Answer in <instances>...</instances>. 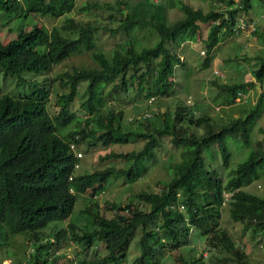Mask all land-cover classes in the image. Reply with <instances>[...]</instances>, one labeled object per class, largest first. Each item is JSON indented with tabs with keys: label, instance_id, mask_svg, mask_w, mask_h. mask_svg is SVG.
<instances>
[{
	"label": "trees",
	"instance_id": "16d2710c",
	"mask_svg": "<svg viewBox=\"0 0 264 264\" xmlns=\"http://www.w3.org/2000/svg\"><path fill=\"white\" fill-rule=\"evenodd\" d=\"M128 1L129 5H135L133 0ZM216 1L223 3L225 9L204 11L188 2L173 0L183 14L169 22L155 13H137L133 8L116 27L108 23L103 26L111 32L122 30L126 33V37L115 42L107 53L97 46L95 37V31L102 25L81 22L72 16L60 26L48 28L37 23L19 29L10 40L0 41V68L5 76H16L20 82H25L24 72L48 71L73 52L90 51L98 63L95 67L66 69L48 80L49 85L59 80L66 88L56 93L54 113L47 105L50 90L45 78L41 82L34 80L33 90L24 95L0 94V247L8 244L12 234L24 232L29 234L33 245L24 264H62L55 250L63 241L73 240L86 251L99 240L106 253L101 255L95 249L92 259L81 256L78 264H128L127 248L138 228L140 252L131 264H160L164 249L188 243L189 234L195 228L206 236L207 249L226 253L215 256L218 262L230 259L237 264H251L248 254L231 234L219 227V207L224 192L228 191L231 218L264 231V196L243 188L264 176V144L257 141L255 147L249 148L247 157L231 168L226 181L217 168L206 163L203 151L216 144L227 165L230 155L227 137L248 147L252 129L263 112L264 95L244 116L222 123L193 109L191 104L177 105L170 114V121L167 111L158 113V122H155L145 115L149 111L147 107L133 118L143 126L142 130L123 131L122 111L106 108V98L112 92L106 89L110 83L117 91L135 87L150 93L148 102L155 96L170 94L175 85V67L183 64L185 58L169 43H179L191 36L199 22L210 24L205 39L208 55L203 62L209 65L220 33L223 30L232 33L236 16L241 12L247 14L253 6V0ZM261 1L264 4V0ZM75 5L76 0H0V11L10 16L40 13L57 17L71 11ZM81 9H88V5ZM133 29L149 33L153 41L139 42L132 35ZM253 72L264 85V53L257 57ZM80 82L85 84L86 95L81 101L83 115L70 108ZM253 83L250 79L226 84V87L229 94H235L236 90ZM151 97L154 98L151 100ZM194 127L203 128V131L195 134ZM131 135L145 139L141 149L110 151L105 155L131 160L129 166L108 165L76 172L75 164L80 156L71 144L76 150L81 143L87 149L91 138L107 146L124 143ZM164 135H170L173 145L181 148V159L172 163L170 179L158 190L139 191L134 196L136 201L129 199L124 204L106 201L103 211L94 208L97 202L93 198V204L83 211L91 215L90 221L83 224L70 221L54 230L53 239L44 242L38 230L52 220L68 218L76 202L74 189H89L94 196L115 174H123L130 181L137 179L141 175L139 163L153 156L154 148ZM176 192L181 194L180 201ZM178 203L183 204V209ZM106 209H113V213L107 215ZM180 261L188 264L182 256Z\"/></svg>",
	"mask_w": 264,
	"mask_h": 264
},
{
	"label": "rangeland",
	"instance_id": "374dc122",
	"mask_svg": "<svg viewBox=\"0 0 264 264\" xmlns=\"http://www.w3.org/2000/svg\"><path fill=\"white\" fill-rule=\"evenodd\" d=\"M199 7L204 11L211 8L223 10L225 5L216 0H182ZM238 0H235V2ZM134 6L129 5L128 0H76L75 7L64 14L52 17L40 13H30L26 15H13L0 11V41H7L18 34L19 29L29 28L34 24L40 23L48 28L60 26L67 17H74L81 22H95L102 25L95 31L97 46L104 52H109L112 45L124 39L126 33L122 30L111 32V29L103 27L106 23L110 27H116L118 22L125 17L127 11L136 8L137 13H155L165 22L180 17L183 12L174 4L173 0H133ZM88 5V9L82 10L81 6ZM245 18L255 21L256 31H242L231 33L223 30L220 33V40L212 50V59L209 65L203 62L208 55L205 39L208 35L209 22H199L196 32L186 39L177 42H170L173 50L185 58L183 64L177 65L174 70L173 79L175 85L170 94L155 96L148 102L150 93L130 87L128 91H117L112 83L106 89L112 92L107 96L106 108L114 112L122 111L121 128L127 130H142L143 126L133 118L141 111L149 108L151 120L158 122V113L167 111L166 117L170 121V114L177 105L191 104L193 109L209 114L216 122L222 123L229 118L244 116L253 105L264 95V85L258 81L253 69L256 66L257 57L264 53V36H262V1L253 0V6L247 14L240 13ZM256 32V33H255ZM74 36L73 32H66ZM132 35L142 43L153 41L152 35L133 29ZM259 35V36H258ZM157 36H155V40ZM204 49L202 53L201 50ZM98 63L92 58L90 51L73 52L63 60L54 64L48 71H26L23 73L25 82H20L16 76L6 75L0 68V94L9 92L16 96L24 95L33 90L34 80L40 82L45 78V83L50 78L56 77L62 71L74 67H95ZM215 69L219 72H215ZM222 72V73H220ZM253 80L252 85H247L243 89L229 94L226 84L239 83L246 80ZM50 90L48 98V108L51 113L56 112L55 96L57 92H64L66 88L60 84L59 80L47 83ZM85 84H77V91L72 98L70 108L78 115H83L81 101L85 98ZM114 87V89H113ZM72 126V124L70 125ZM195 134L203 131V128H192ZM92 142L87 149L82 143L76 150L81 151L76 172L100 169L108 165L117 168L127 167L131 160L121 157H106L110 151L126 152L129 150H139L143 147L145 139L131 135L124 143H112L103 145L98 139H89ZM257 141L264 144V108L262 114L255 123L247 147L242 142H236L234 138L227 137L226 142L230 147L228 164L225 165L222 155L217 145L205 147L203 154L206 163L218 169L224 181L233 166L247 157L249 148H253ZM181 159V148L175 147L171 142L170 135L160 137V144L154 148L152 157H145L139 163L141 175L137 179L130 181L123 174L111 176L102 190L96 195H92L89 189L85 191L78 188L76 192V202L71 214L66 219L52 220L40 228L38 232L43 236L44 242L54 238V230L61 226H66L68 222L83 224L92 219L91 215L83 212L86 206L93 204V198L97 205L95 209L103 211L106 201H115L124 204L129 199L136 201L135 194L142 190H158L172 175L171 165ZM244 189L264 196V176L243 186ZM227 192V191H225ZM227 194V193H225ZM229 196V195H228ZM219 227L225 228L235 240L236 244L247 254L251 264H264V231L252 225L245 226L244 222L236 221L231 218L229 213V203L225 199L220 205ZM107 215L113 213V209H106ZM127 248V262L131 264L139 254L140 247L138 237L140 234L137 228ZM29 234L19 232L9 237L8 244L0 247V264H24L32 252L33 245L30 244ZM103 255L105 249L102 242L96 240L84 251L75 241H63L61 247L55 250L59 254L58 260L62 264H78L80 257L84 256L87 260L92 259L96 253ZM54 254V253H53ZM223 251L207 249L206 236L201 234L198 229L191 230L188 243L179 247L164 249L160 264H181L180 257L188 261V264H237L230 259L218 262L215 256H225Z\"/></svg>",
	"mask_w": 264,
	"mask_h": 264
},
{
	"label": "built area",
	"instance_id": "2783aa9c",
	"mask_svg": "<svg viewBox=\"0 0 264 264\" xmlns=\"http://www.w3.org/2000/svg\"><path fill=\"white\" fill-rule=\"evenodd\" d=\"M261 16L262 17L264 16V11L261 14ZM246 30L255 31L256 30L255 21H253V20L252 21H248L243 15L238 14L236 16L235 23H234L233 28H232V33H239V32L246 31ZM201 52L203 53L204 52V49H202ZM215 72L218 73L219 71L215 69ZM220 73H222V72H220ZM152 99H153V97H151V100ZM150 114H151V112H147V111L145 112V115L146 116H151ZM71 147L73 149H75V151H76V146L74 144H71ZM76 154L78 156H81L82 155L81 151H78V152L76 151ZM78 165L79 164L76 163L75 164V168L78 167ZM225 193H227V194H225ZM228 195H229V192L228 191L227 192H224V200L225 199L227 200ZM176 196H177V200L180 201L181 200V194H180V192H176ZM178 205L183 209V204L182 203H178Z\"/></svg>",
	"mask_w": 264,
	"mask_h": 264
},
{
	"label": "crops",
	"instance_id": "0c3cea01",
	"mask_svg": "<svg viewBox=\"0 0 264 264\" xmlns=\"http://www.w3.org/2000/svg\"><path fill=\"white\" fill-rule=\"evenodd\" d=\"M263 11H264V4L262 3V13H263ZM262 30H263L262 36H264V16L262 17Z\"/></svg>",
	"mask_w": 264,
	"mask_h": 264
}]
</instances>
